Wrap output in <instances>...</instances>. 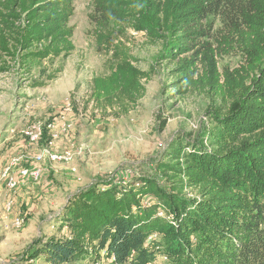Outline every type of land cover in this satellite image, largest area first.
Instances as JSON below:
<instances>
[{"label": "trees", "instance_id": "trees-1", "mask_svg": "<svg viewBox=\"0 0 264 264\" xmlns=\"http://www.w3.org/2000/svg\"><path fill=\"white\" fill-rule=\"evenodd\" d=\"M92 3L98 42L111 54L108 73L92 81L91 100L103 111L128 116L151 78L112 45L115 27L161 44L156 61L178 63L177 81H185L176 94L208 87L221 103L207 111L211 126L176 138L151 174L99 178L69 196L51 222L57 234L28 262L155 264L165 256L168 264H264V0ZM74 11V0H0V73L9 70L6 57L26 66L70 57ZM236 48L244 64L220 71L218 53ZM199 66L205 75L195 81ZM165 127L160 118L159 133Z\"/></svg>", "mask_w": 264, "mask_h": 264}, {"label": "rangeland", "instance_id": "rangeland-1", "mask_svg": "<svg viewBox=\"0 0 264 264\" xmlns=\"http://www.w3.org/2000/svg\"><path fill=\"white\" fill-rule=\"evenodd\" d=\"M74 9L70 26L75 51L70 57L34 62L32 66L20 58L3 60L9 70L0 73V264H32L29 255L39 242L57 234L58 227L51 222L69 196L99 178L126 181L151 174L152 161L176 138L194 139L203 127L211 126L207 111L221 103L208 87L176 94V90H186L182 88L185 81H177L174 71L178 63L156 61L161 44H152L142 33L115 27L109 29L112 45L121 46L135 60V66L149 72L151 78L145 82V97L128 116L115 118L112 112L103 111L91 100L92 81L108 73L111 54L98 42L90 19L92 0H74ZM214 38L209 42L216 48ZM224 53L220 51L217 57L220 71L244 64L238 48L229 55ZM204 75L199 66L194 80ZM160 118L166 120L161 133ZM37 124L43 134L31 142L26 133ZM65 151L75 154L71 165L52 163L45 157L38 166L42 169L39 182L20 177L21 170L37 167L38 155ZM7 177L18 180L17 193L8 190ZM195 194L191 190L189 196ZM10 198L14 208L7 212ZM17 217L24 219L22 229L13 227ZM101 261L111 264L106 258ZM38 264H44L43 260Z\"/></svg>", "mask_w": 264, "mask_h": 264}, {"label": "built area", "instance_id": "built-area-1", "mask_svg": "<svg viewBox=\"0 0 264 264\" xmlns=\"http://www.w3.org/2000/svg\"><path fill=\"white\" fill-rule=\"evenodd\" d=\"M67 108H70V104L68 105ZM42 134H43L42 126L40 124H37L36 126H33L32 130L26 133V136L31 142H36L42 136ZM45 157H48V160L52 163H63L67 165H71L75 160V154L71 151H65L62 153L47 152L46 155L44 156L38 155L35 158L37 167H35L32 170L29 169L21 170L20 177L23 180H28V181L31 180V182L33 183L39 182L42 177V169L38 168V166H40L44 162ZM75 171L76 169L72 168V172ZM8 172L9 170L6 171V174H8ZM7 181H8L7 183L8 190L14 194L17 193L18 180L16 178L7 177ZM13 208H14V201L12 200V198H10V200L6 202V211L12 212ZM24 224H25L24 219L21 217H17L13 220V227H15L16 229H22L24 227ZM100 256L101 258L106 257V252L102 251ZM109 261L111 264H117L114 258L109 259ZM91 264H101V262H91ZM155 264H168V259L165 256H159L155 261Z\"/></svg>", "mask_w": 264, "mask_h": 264}, {"label": "crops", "instance_id": "crops-1", "mask_svg": "<svg viewBox=\"0 0 264 264\" xmlns=\"http://www.w3.org/2000/svg\"><path fill=\"white\" fill-rule=\"evenodd\" d=\"M0 189H2V188H0Z\"/></svg>", "mask_w": 264, "mask_h": 264}]
</instances>
